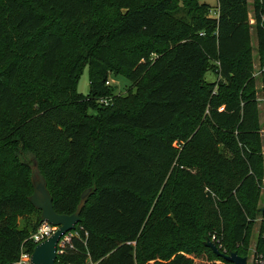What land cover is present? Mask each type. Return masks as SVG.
Returning <instances> with one entry per match:
<instances>
[{"label": "trees", "instance_id": "16d2710c", "mask_svg": "<svg viewBox=\"0 0 264 264\" xmlns=\"http://www.w3.org/2000/svg\"><path fill=\"white\" fill-rule=\"evenodd\" d=\"M217 1L0 0V264L34 250L27 239L42 222L25 152L59 214L92 189L56 264H232L205 241L224 234L222 252L247 256L259 214L264 252L259 97L226 86L250 52L248 3ZM86 65L88 96L77 92ZM209 70L218 83L205 82ZM110 74L130 80L124 99ZM34 212L33 229L21 228Z\"/></svg>", "mask_w": 264, "mask_h": 264}, {"label": "rangeland", "instance_id": "374dc122", "mask_svg": "<svg viewBox=\"0 0 264 264\" xmlns=\"http://www.w3.org/2000/svg\"><path fill=\"white\" fill-rule=\"evenodd\" d=\"M199 3H208L213 7L218 5L217 0H198ZM255 0H247L248 3V25L250 27V52L247 57L243 58V61L237 64L238 76H236L235 81L227 83L228 94H237L238 96L255 91L259 97V124H260V133H261V149L264 154V53L259 49L258 40H257V29H256V20H255ZM216 11L213 10L211 15H216ZM247 73V79H241L239 73L244 71ZM109 81L113 92L116 94L117 98L124 99L128 95V90L131 88L132 84L124 76H115L113 74L109 75ZM204 80L206 83H218L220 81V76L216 74L215 71L209 70L205 76ZM230 86V87H229ZM135 90V89H134ZM77 92L81 95L88 96L90 93V76H89V65L84 66L78 83H77ZM115 103V98L113 99L112 104ZM111 104V105H112ZM110 105V106H111ZM175 146H179L178 142H175ZM33 155L30 153H23V158L28 164L33 165ZM264 183V180H263ZM28 185L24 190L28 191ZM264 206V187L262 188L258 202L256 203V208L259 209ZM40 213L34 212L31 215L22 217L18 219V224L21 228H28L32 230L34 225L37 222ZM260 235H263L262 228V217L261 214L258 215L255 220L252 228L248 234V250L246 252L249 264H252V257L254 253L258 250V242ZM211 240L217 242L220 241L226 248V236L223 234L220 238L215 237L214 233L210 234Z\"/></svg>", "mask_w": 264, "mask_h": 264}, {"label": "water", "instance_id": "95a60500", "mask_svg": "<svg viewBox=\"0 0 264 264\" xmlns=\"http://www.w3.org/2000/svg\"><path fill=\"white\" fill-rule=\"evenodd\" d=\"M31 169L34 191L30 196V201L36 209L41 211V221L48 222L56 227V231L52 236L35 246L32 253V263L56 264L59 242L66 233L76 229L81 222V213L92 189L87 188L83 191L76 212L73 214H59L54 208L53 196L48 189L47 180L39 170L36 161L31 165ZM260 212L264 213V206L260 208ZM205 245L211 248L217 256L232 264H249L247 256H242L237 251L229 254L224 253L210 238L205 241Z\"/></svg>", "mask_w": 264, "mask_h": 264}, {"label": "built area", "instance_id": "2783aa9c", "mask_svg": "<svg viewBox=\"0 0 264 264\" xmlns=\"http://www.w3.org/2000/svg\"><path fill=\"white\" fill-rule=\"evenodd\" d=\"M263 1L264 0H261V2H263ZM109 83H110V81H107V84H109ZM112 102H113V98H111V97L110 98L102 97L99 99V103L106 105V106L111 105ZM55 231H56V227L53 226L52 224H50L48 222H41L39 224V226L37 227V229L31 233V235L28 237L27 240L32 242L36 246L37 244L43 242L44 240H46L50 236H52V234ZM79 235H80L79 231L74 229V230L66 233L62 237V239L58 245V257L64 253L66 246L70 245L71 247H73L72 239H73V237H79ZM217 242H219V240H217ZM221 246H222V244H220V247ZM32 253H33V250L31 251L29 246H22L19 258L15 262V264H33L32 263ZM58 264H96V262H94L91 258H88L87 260H85V262H59ZM252 264H264V252H262V253L261 252H255L253 257H252Z\"/></svg>", "mask_w": 264, "mask_h": 264}]
</instances>
